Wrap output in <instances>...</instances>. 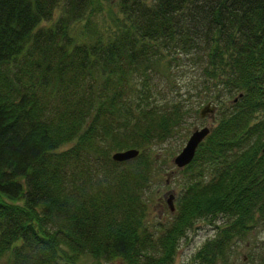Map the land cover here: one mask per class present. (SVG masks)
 <instances>
[{"label":"trees","instance_id":"trees-1","mask_svg":"<svg viewBox=\"0 0 264 264\" xmlns=\"http://www.w3.org/2000/svg\"><path fill=\"white\" fill-rule=\"evenodd\" d=\"M230 94L149 227L150 145ZM263 143L264 0H0V264H172L216 214L192 256L220 264L264 220Z\"/></svg>","mask_w":264,"mask_h":264},{"label":"rangeland","instance_id":"rangeland-1","mask_svg":"<svg viewBox=\"0 0 264 264\" xmlns=\"http://www.w3.org/2000/svg\"><path fill=\"white\" fill-rule=\"evenodd\" d=\"M188 69L190 70L186 71L178 83L180 85L179 92L181 97L185 96L184 89L187 79L191 74L196 73L192 68ZM231 98L232 94L224 96L221 98L220 105L216 101L209 99L211 103H214L213 113L207 112L203 116H199L197 112L198 108L206 101L199 102L198 104L194 103L193 107H196L197 110L186 115L185 119L174 129L171 135L167 136L162 142H155L150 145L149 151L156 155L160 169L152 175V179L149 180L148 186L144 189V198L147 205L145 222L149 227L153 223L158 222L166 225L170 220L169 217L172 211L168 210L164 200L162 201L161 198L165 199L166 193L171 192L174 194L173 201L175 203L176 194L180 191L181 182L186 175L185 171H182L181 168L173 164L171 160L172 156L183 145L193 127L203 124L213 126L221 110L228 104ZM193 99L187 98L185 101L193 103ZM224 220L225 217L219 214L194 218L191 224L184 229L183 234L177 237L172 264H195L197 260L192 256L194 251L206 238L211 237L215 233L218 225L220 226ZM263 251L264 220L246 233L243 238L231 241L227 257L220 264H258L260 262L258 255H262ZM90 262H93V260L88 257L87 263ZM101 264H121V261L113 259L102 261Z\"/></svg>","mask_w":264,"mask_h":264},{"label":"water","instance_id":"water-1","mask_svg":"<svg viewBox=\"0 0 264 264\" xmlns=\"http://www.w3.org/2000/svg\"><path fill=\"white\" fill-rule=\"evenodd\" d=\"M214 104L210 101L203 103L198 109V115L203 116L205 113H213ZM209 125L196 126L191 129L187 135L183 145L180 149L172 156L171 160L177 167L185 165L193 156L197 144L205 137L210 131ZM260 151L264 153V144L260 147ZM138 150L134 147H127L123 149L113 150L111 157L115 160H124L136 155ZM172 197L171 192H167L165 201L167 202L170 209H172Z\"/></svg>","mask_w":264,"mask_h":264},{"label":"flooded vegetation","instance_id":"flooded-vegetation-1","mask_svg":"<svg viewBox=\"0 0 264 264\" xmlns=\"http://www.w3.org/2000/svg\"><path fill=\"white\" fill-rule=\"evenodd\" d=\"M203 125H204V124H203ZM203 139H204V138H203ZM203 139H202V140H203ZM166 194H167V193H166ZM173 198H174V196L172 197V209H171V210H170V208H169L167 202L165 201V199H162V201L164 200L165 205L167 206V208H168L169 211H173V209H174V201H173Z\"/></svg>","mask_w":264,"mask_h":264}]
</instances>
